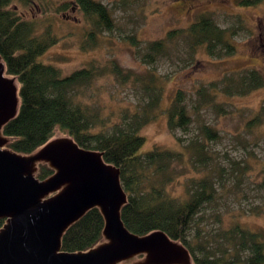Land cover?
<instances>
[{
    "label": "trees",
    "instance_id": "obj_1",
    "mask_svg": "<svg viewBox=\"0 0 264 264\" xmlns=\"http://www.w3.org/2000/svg\"><path fill=\"white\" fill-rule=\"evenodd\" d=\"M17 0H0V58L8 75L20 84V102L17 114L3 126L6 146L12 151L30 155L55 138L57 130L68 134L85 149L103 154L104 160L120 170L127 201L121 209L125 226L136 235L155 231L165 232L172 240L183 244L190 252L193 264H264V232L253 231L236 224L224 230L219 237H209L202 227L206 209L222 197L221 169L210 168L214 163L209 142L220 139L219 129L200 124L199 131L187 143L177 140L182 149L155 146L144 150L146 138L143 127L155 119L162 100L163 87L155 73L136 75L134 83L143 89L147 99L136 109L120 113V121L104 117L101 109L84 102L80 97L83 87L89 86L99 74L112 72L130 80L132 73H123L120 67H98L95 62L64 74L53 63L40 59L59 37L49 27L39 32L36 21L23 17L11 5ZM20 1V0H19ZM29 3L33 0H21ZM89 16L95 29L89 34L96 40L97 32L112 30L115 21L108 7L99 0H75ZM237 27L223 28L212 17L202 16L185 32L192 48L205 45L212 54H233L236 44L233 36ZM174 33H169L173 37ZM136 40L135 36L130 41ZM145 60L149 63L158 56L170 53L167 41H152L147 46ZM221 89L225 94H247L264 85L263 75L256 69L226 77ZM216 84L214 85L215 88ZM217 89H199V99L192 104L199 111L209 104L224 110L216 101ZM185 91L178 90L168 108L169 128L177 134H186L193 123ZM264 122V104L250 124ZM195 169V175L189 171ZM56 172L48 162H41L37 177L45 180ZM185 176L184 190L176 193L170 186ZM7 220L0 217V230ZM106 218L101 207L87 210L69 226L62 236V250L85 252L105 239ZM247 252V255H242Z\"/></svg>",
    "mask_w": 264,
    "mask_h": 264
},
{
    "label": "rangeland",
    "instance_id": "obj_2",
    "mask_svg": "<svg viewBox=\"0 0 264 264\" xmlns=\"http://www.w3.org/2000/svg\"><path fill=\"white\" fill-rule=\"evenodd\" d=\"M110 10L115 27L98 31L96 40L90 32L96 27L92 19L75 0L15 1V8L25 19L34 20L39 32L49 27L59 37L41 60L53 63L64 74L89 66L116 64L123 73H132L124 81L119 74H99L93 83L83 87L80 97L84 102L101 109L104 117L120 121V113L141 106L146 94L134 83L136 75L148 77L155 73L163 87L162 100L155 119L146 124L141 134L146 138L144 150L155 146L182 149L178 137L188 139L198 133L200 124L219 129L221 137L209 142L215 158L210 168L222 173V197L206 209L202 227L213 239L236 224L253 231L264 232V122L250 124L261 112L264 104V85L247 94L228 95L223 89L226 77L236 76L245 70L256 69L264 77V0H99ZM202 16L212 17L223 28L237 27L233 36L236 50L233 54H212L205 45L190 47L186 30ZM169 33H174L169 37ZM136 40L131 42L130 37ZM165 40L170 50L149 63L145 60L147 46L152 41ZM4 63V62H3ZM6 78H14L4 73ZM18 103L20 84L14 78ZM216 84L215 88L214 85ZM185 91L189 111L193 118L187 134L168 125V108L178 90ZM199 89H217L214 104L195 113L192 104L199 99ZM69 137L57 130L53 139ZM5 149H10L4 146ZM11 150V149H10ZM41 162L37 165L36 173ZM35 175L37 176V174ZM197 171L191 169L189 175ZM185 176L176 180L171 190H184ZM62 189L47 195L51 197ZM242 255L246 256L247 252Z\"/></svg>",
    "mask_w": 264,
    "mask_h": 264
},
{
    "label": "water",
    "instance_id": "obj_3",
    "mask_svg": "<svg viewBox=\"0 0 264 264\" xmlns=\"http://www.w3.org/2000/svg\"><path fill=\"white\" fill-rule=\"evenodd\" d=\"M4 73L0 58V217L7 220L0 230V264H193L189 250L165 232L140 236L128 230L120 170L101 152L81 148L71 137L52 139L30 155L3 148V126L18 111L15 77ZM39 162L56 172L40 180ZM95 206L106 218L105 239L85 252L63 251L64 232Z\"/></svg>",
    "mask_w": 264,
    "mask_h": 264
},
{
    "label": "flooded vegetation",
    "instance_id": "obj_4",
    "mask_svg": "<svg viewBox=\"0 0 264 264\" xmlns=\"http://www.w3.org/2000/svg\"><path fill=\"white\" fill-rule=\"evenodd\" d=\"M5 137V136H4ZM3 148H4V146H3ZM39 164V163H38ZM107 241V240H106Z\"/></svg>",
    "mask_w": 264,
    "mask_h": 264
}]
</instances>
